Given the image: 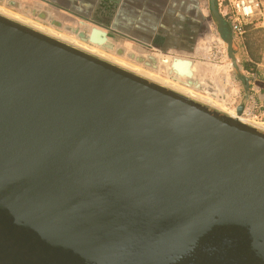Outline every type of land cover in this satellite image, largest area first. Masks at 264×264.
Instances as JSON below:
<instances>
[{"label":"water","instance_id":"95a60500","mask_svg":"<svg viewBox=\"0 0 264 264\" xmlns=\"http://www.w3.org/2000/svg\"><path fill=\"white\" fill-rule=\"evenodd\" d=\"M0 264H264V132L0 14Z\"/></svg>","mask_w":264,"mask_h":264},{"label":"rangeland","instance_id":"374dc122","mask_svg":"<svg viewBox=\"0 0 264 264\" xmlns=\"http://www.w3.org/2000/svg\"><path fill=\"white\" fill-rule=\"evenodd\" d=\"M192 1L193 0L189 1L190 10ZM202 1L203 2H201V0L194 1L197 6V12L195 13L196 18L194 16V23L189 24L193 26H190L191 28L189 27V36H193V41L187 42L188 48H180L179 46H176L175 50H169L164 48L163 44L161 45L160 43L144 46L133 42L123 41L115 36L109 35V40L113 44L114 50L99 48V52L100 54L115 58L127 67H123L106 59L104 60L180 94L182 93L175 90V87L177 89L180 85L185 86L184 80L181 79L179 74L177 75L179 81L175 80L176 77L174 71H172V66L171 68H169L168 65L166 66L164 60H171L180 57L184 60L195 61L196 74L193 83H202L205 84V87H209L211 90L216 89L218 94V101L216 100V104L225 109L222 110L221 108L212 105V103L210 104L209 99L212 97L201 93L200 91H197L196 95L200 94L199 98L201 96L204 101L191 97L189 98L198 103L204 104L211 109L217 110L222 114L230 115L229 112L231 111H234L237 114V109L241 104H245V107L250 106H248L250 97H252L250 103L253 101L257 102L258 100L255 96L259 97L260 94H263L262 90L264 89V84L261 83L262 81L264 82V45H262L260 51V54H262V60L256 67V71L247 72L244 70L245 62L248 61V53L243 44L244 36H234L233 52L236 60V64H234L233 58L229 53V46L222 38L219 24L210 10V0ZM233 1L234 0H217L219 14L223 18L227 17L226 21H228V18L233 14ZM51 4L52 3L45 0H0V9L4 11V13L0 12V14L65 43L73 45L71 42L77 41L78 43L93 47L88 43L82 42L79 36L82 34H88L93 27L99 28V26L88 23L85 20H78V18L69 15V12L64 10H62V13L58 12L56 9L52 8L53 6ZM261 4L264 12V0H261ZM200 14H202V17ZM192 16L193 14L189 11L190 22L192 21ZM227 24L229 26L228 22ZM253 25L255 26V29L264 30V21H255ZM73 30L76 32H73ZM49 31L55 35L48 33ZM257 36L260 41H264V31L257 34L256 37ZM177 42L180 43V41ZM198 47L200 50L199 57H197L196 51ZM130 55L143 58L145 61H149L150 57H154L157 68H152L145 63H140L135 59L130 58ZM130 68L137 69L139 72H134ZM171 71L174 77L169 74ZM149 75L155 80L148 78ZM167 81L170 82V87L162 84ZM257 104L258 106H261L264 103ZM262 111V109L257 110L259 116L258 120H255L253 117H246L245 120L247 121V124L264 132V116L262 115Z\"/></svg>","mask_w":264,"mask_h":264},{"label":"crops","instance_id":"0c3cea01","mask_svg":"<svg viewBox=\"0 0 264 264\" xmlns=\"http://www.w3.org/2000/svg\"><path fill=\"white\" fill-rule=\"evenodd\" d=\"M45 1L52 3V8L58 12L62 13L64 10L78 20L96 24L107 32L108 36L112 35L123 41L144 46L160 43L169 50H175L176 46L188 48L187 42L193 41V36H189V27L192 26L189 24L194 23V16L196 18V0L191 2V10L189 9L190 0ZM189 11L193 14L191 22ZM200 16L202 17V14ZM196 51L199 57V47ZM262 91L263 94L259 97L255 96L258 100L256 103H264V89ZM250 100L252 97L249 99L248 106L252 104Z\"/></svg>","mask_w":264,"mask_h":264},{"label":"bare ground","instance_id":"6f19581e","mask_svg":"<svg viewBox=\"0 0 264 264\" xmlns=\"http://www.w3.org/2000/svg\"><path fill=\"white\" fill-rule=\"evenodd\" d=\"M0 12L1 13H4V11L2 10V9H0ZM39 29H41V28H39ZM91 31H92V29L90 30V32L88 33V34H90L91 33ZM48 33H50V34H53L52 32H48ZM53 35H55V34H53ZM64 40H68V39H64ZM74 46H77V47H79V49H81V50H85V52H87V53H91L92 55L94 54L95 56H98V57H100V58H103V59H106V60H108V61H111V62H114V63H116V64H118V65H121V66H123V67H127V66H125L124 64H122L121 62H119V61H117L115 58H113V57H108L107 55H104V54H100V52H99V48H101V46H99V45H95V44H91V43H88V44H90V45H92L93 47H90L89 45H86V44H82V43H78L77 41H73V42H71ZM85 43V42H84ZM71 45V44H70ZM72 45V46H73ZM176 59H179V60H181V61H189V60H184V59H182V58H180V57H177V58H174V59H171V60H164V63L166 64V66L168 65V67L169 68H171V66L173 65V63H174V61L176 60ZM191 62H193V61H191ZM129 68V67H128ZM185 66L184 65H181V66H179V69H176V68H173V66H172V71H174V73H175V80H178V78H177V75L179 74L180 76H181V79L182 80H184V84H185V86H179V88H177L176 89V87H175V90H177V91H179V92H181L182 94H184V95H187L188 97H191V98H194V99H198V100H201V101H204V99H202L201 98V96H200V98H199V95H196L197 94V91L199 92H201V93H204V94H207V95H210L212 98L211 99H209L208 101H209V103L211 104L212 103V105H215L217 108H221L222 110L223 109H225L224 107H220V105L218 106L217 104H216V102L218 101L217 100V97H218V94H217V92H216V89H213V90H211L209 87H205V84H202V83H199V85L200 86H198L197 84H196V82L195 83H193V80H195V74H196V72H195V69H196V65L194 64V62H193V66H192V68H191V70H192V72H193V76H192V78H188L187 76H183L181 73H182V71H185ZM130 69H132L134 72H139L137 69H134V68H130ZM172 71L171 72H169V74H171V76H173V74H172ZM174 77V76H173ZM148 78H150V79H153V80H155L152 76H148ZM174 79V78H173ZM179 81V80H178ZM163 85H165V86H169L170 87V82H163L162 83ZM174 88V87H173ZM217 100V101H216ZM229 114L232 116V117H234V118H238L239 120H241V122H243V123H246L247 121L245 120V118H243V116L242 117H237V114L234 112V111H231V112H229ZM245 121V122H244Z\"/></svg>","mask_w":264,"mask_h":264},{"label":"built area","instance_id":"2783aa9c","mask_svg":"<svg viewBox=\"0 0 264 264\" xmlns=\"http://www.w3.org/2000/svg\"><path fill=\"white\" fill-rule=\"evenodd\" d=\"M232 16L228 18L230 30L234 36L243 37L246 33L245 25L254 24L255 21H264V12L261 0H234L232 2ZM263 110L264 104L258 106L256 102H252L250 107H245L243 118L253 117L258 120L257 110Z\"/></svg>","mask_w":264,"mask_h":264},{"label":"trees","instance_id":"16d2710c","mask_svg":"<svg viewBox=\"0 0 264 264\" xmlns=\"http://www.w3.org/2000/svg\"><path fill=\"white\" fill-rule=\"evenodd\" d=\"M215 8L218 11L217 0H215ZM210 10L213 14L211 1H210ZM223 19L226 21L227 17L223 18ZM226 23H227V21H226ZM245 29H246V33L243 37V40H244L243 44H244V47L246 48V51L248 53V61L245 62L244 70L247 72H255L257 69L256 67L261 63L262 54H260V51L262 49V45H264V41H260V39L258 38V36L256 37V35L261 33L264 30L255 29V26L253 24L245 25ZM232 39H233V43H234V35L233 34H232ZM261 84H264V82L262 81Z\"/></svg>","mask_w":264,"mask_h":264}]
</instances>
